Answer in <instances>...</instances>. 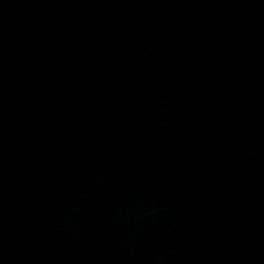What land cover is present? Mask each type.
Listing matches in <instances>:
<instances>
[{"label":"water","instance_id":"1","mask_svg":"<svg viewBox=\"0 0 264 264\" xmlns=\"http://www.w3.org/2000/svg\"><path fill=\"white\" fill-rule=\"evenodd\" d=\"M0 264H264V0H0Z\"/></svg>","mask_w":264,"mask_h":264}]
</instances>
